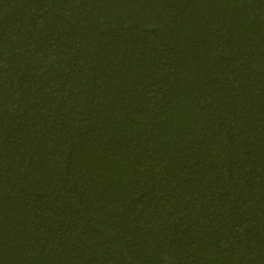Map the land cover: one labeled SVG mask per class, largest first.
Segmentation results:
<instances>
[{
  "label": "trees",
  "instance_id": "1",
  "mask_svg": "<svg viewBox=\"0 0 264 264\" xmlns=\"http://www.w3.org/2000/svg\"><path fill=\"white\" fill-rule=\"evenodd\" d=\"M0 264H264V0H0Z\"/></svg>",
  "mask_w": 264,
  "mask_h": 264
}]
</instances>
